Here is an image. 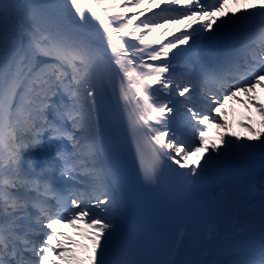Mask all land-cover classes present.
I'll list each match as a JSON object with an SVG mask.
<instances>
[{
	"label": "snow or ice",
	"instance_id": "1",
	"mask_svg": "<svg viewBox=\"0 0 264 264\" xmlns=\"http://www.w3.org/2000/svg\"><path fill=\"white\" fill-rule=\"evenodd\" d=\"M13 10L14 29L0 36V264H152L114 247L121 201L106 153L134 151L147 185L159 183L168 162L189 186L222 175L239 154L258 152L264 168V131L249 116L240 126L251 135L242 137L225 118L235 99L254 108L264 128L256 95L264 89V0H0V21ZM59 11L67 18L53 29L34 22ZM145 12L151 15L136 23ZM90 21L104 49L80 35ZM245 22L257 26L220 70L176 74L173 60L194 63ZM113 76L126 124L104 101ZM214 127L222 130L219 143L209 137ZM45 138L55 142L53 160L37 166L31 153ZM56 175L81 187L61 190ZM244 264H264V255Z\"/></svg>",
	"mask_w": 264,
	"mask_h": 264
},
{
	"label": "bare ground",
	"instance_id": "2",
	"mask_svg": "<svg viewBox=\"0 0 264 264\" xmlns=\"http://www.w3.org/2000/svg\"><path fill=\"white\" fill-rule=\"evenodd\" d=\"M147 5L148 3H145V6ZM230 6L234 7L231 4ZM54 13L55 16L59 18L58 13ZM128 15L129 18H131L133 13H129ZM51 17L54 18L58 24L62 23L61 20H57L54 15ZM12 19L13 14L11 13L6 20L0 21V25L7 22L3 29L5 34L10 33L14 29ZM243 24L248 26L243 28L241 31L243 34L246 32L249 33L253 30L252 22H245ZM38 25L42 26L41 23H38ZM240 26L225 34L231 40L233 39L231 44H237L241 41L239 38L234 39L236 33L240 29ZM183 27V23L180 25H165L157 32L163 34L165 30L176 28L183 29ZM82 31L83 32L80 35L92 44H98L103 40L100 32L97 31L95 21H90L88 27ZM217 42L218 41L215 43ZM176 50L177 49H175V51ZM98 71L100 73H104L105 71V66L102 62L98 65ZM104 86L112 92L117 101H120L118 99V77L113 76V80L105 83ZM256 95L259 96L261 100H264V89L257 88ZM240 99L246 100L247 96L241 93ZM120 105L122 106L121 102ZM225 110L227 111V116L225 118L232 125L231 131L239 133L242 137L251 135V133H249L245 128L240 126L241 122L248 123L249 116L252 117L253 124H259L257 129L264 131V128H261L260 125L262 118L254 108L249 110V108L244 104L233 99L226 102ZM256 116H259V118ZM220 131L222 130L214 127L209 133L210 139H215V142L219 143L218 133ZM64 143L67 142L65 141ZM39 160H42L44 164L49 163V161L43 160L42 158H39ZM169 169L173 180L177 184H184L175 172L172 171L171 167ZM229 173L230 175L218 178L220 180H233L238 183L237 187H240L239 185L241 184V180L249 179V189L253 193L247 194V190L225 187L219 182V180L214 183L211 189V193L214 194V198L209 196L202 198L195 194L204 205L206 216L208 218L206 230L202 233L201 238L196 242L199 248V255L196 256V264H232L234 262V258L231 251L235 245L237 246V252H239L242 247H245L246 249L252 248L256 253V261H259L262 258V255H264V168L261 167V162H245L242 160L239 166L236 169L232 168ZM253 200H256V202H253ZM124 219V216H121L118 222L122 223ZM193 225L194 222L191 223L190 228H192ZM239 227L242 228V234L239 238L233 239L234 230ZM215 228L217 229V232L215 231ZM65 231L67 230L65 229ZM122 246V240L115 242L114 247L117 250L122 248ZM200 254H202V258Z\"/></svg>",
	"mask_w": 264,
	"mask_h": 264
},
{
	"label": "rangeland",
	"instance_id": "3",
	"mask_svg": "<svg viewBox=\"0 0 264 264\" xmlns=\"http://www.w3.org/2000/svg\"><path fill=\"white\" fill-rule=\"evenodd\" d=\"M33 2H34L33 4H47V3H62L63 0H33ZM15 3H17L19 5H29V4H32V3H30V0H15ZM147 6L152 7V5H149V4ZM143 7H145V5ZM64 12L65 11H59V12H57L58 15H59V18L61 20L66 17V15L63 14ZM12 14H13V22L12 23H13V28H14L15 27L16 17L18 15V13L15 10H13L12 11ZM52 14L55 15V13H52ZM40 20H41V17L40 16H37L34 22L36 24H38ZM6 24H7V22H5L4 24H1L0 25V36L5 35V33L3 32V29H4V27H5ZM49 25H50V23H49ZM44 27H47V26L44 25ZM145 60H147V56H145ZM257 118H259V116ZM253 126L257 128V127H259V124H253ZM214 141H216V140L214 139Z\"/></svg>",
	"mask_w": 264,
	"mask_h": 264
}]
</instances>
